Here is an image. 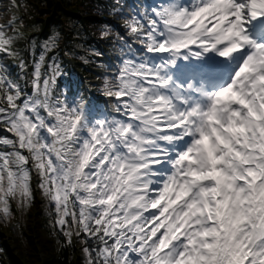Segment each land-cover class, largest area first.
Wrapping results in <instances>:
<instances>
[{
  "label": "snow or ice",
  "instance_id": "obj_1",
  "mask_svg": "<svg viewBox=\"0 0 264 264\" xmlns=\"http://www.w3.org/2000/svg\"><path fill=\"white\" fill-rule=\"evenodd\" d=\"M104 10L111 62L0 2V224L39 192L65 264H264V0ZM72 57L95 85L68 78ZM90 94L107 101L91 121Z\"/></svg>",
  "mask_w": 264,
  "mask_h": 264
},
{
  "label": "trees",
  "instance_id": "obj_2",
  "mask_svg": "<svg viewBox=\"0 0 264 264\" xmlns=\"http://www.w3.org/2000/svg\"><path fill=\"white\" fill-rule=\"evenodd\" d=\"M40 207L43 208L44 206L41 204ZM35 210H37V206L34 203L26 216L22 219L18 216L17 219L12 221L13 226H2V229L13 241V247L9 246L5 239L0 238L2 247L5 250L2 253L0 262H4V264H65V261L69 258V253L68 251L60 252L57 250L54 238L49 233L48 225L42 223L39 218L40 227L34 229L31 219ZM34 230L38 233L39 247L45 253L42 259L39 254L40 250L34 242ZM75 254L71 257L72 259ZM76 257H78V253ZM76 264H80V260Z\"/></svg>",
  "mask_w": 264,
  "mask_h": 264
}]
</instances>
